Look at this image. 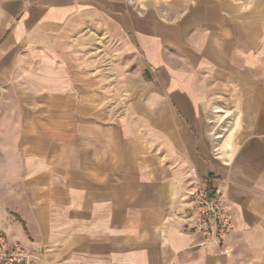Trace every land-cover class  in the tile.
<instances>
[{
    "label": "crops",
    "instance_id": "obj_1",
    "mask_svg": "<svg viewBox=\"0 0 264 264\" xmlns=\"http://www.w3.org/2000/svg\"><path fill=\"white\" fill-rule=\"evenodd\" d=\"M190 182L223 252L175 226ZM0 231L40 264H264V0H0Z\"/></svg>",
    "mask_w": 264,
    "mask_h": 264
},
{
    "label": "built area",
    "instance_id": "obj_2",
    "mask_svg": "<svg viewBox=\"0 0 264 264\" xmlns=\"http://www.w3.org/2000/svg\"><path fill=\"white\" fill-rule=\"evenodd\" d=\"M185 205L170 215L175 226L200 237L199 245L213 247L215 253L224 251L226 237L233 231L234 222L228 205L218 192L209 193L200 183L185 186ZM40 255L12 240L0 231V264H40Z\"/></svg>",
    "mask_w": 264,
    "mask_h": 264
}]
</instances>
